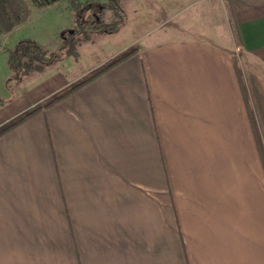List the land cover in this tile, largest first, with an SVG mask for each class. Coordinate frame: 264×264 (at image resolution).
Listing matches in <instances>:
<instances>
[{"label":"crops","instance_id":"obj_1","mask_svg":"<svg viewBox=\"0 0 264 264\" xmlns=\"http://www.w3.org/2000/svg\"><path fill=\"white\" fill-rule=\"evenodd\" d=\"M223 5L264 74V0ZM188 32L0 100V264H264V86Z\"/></svg>","mask_w":264,"mask_h":264},{"label":"rangeland","instance_id":"obj_2","mask_svg":"<svg viewBox=\"0 0 264 264\" xmlns=\"http://www.w3.org/2000/svg\"><path fill=\"white\" fill-rule=\"evenodd\" d=\"M80 2L84 0H78ZM103 2L105 0H98ZM224 0H116L119 13L124 16V22L114 33L76 32V12L70 0H60L52 6L37 8L27 0L30 14L28 19L4 35L0 44L14 46L19 40L28 38L35 40L48 53L60 51L67 33H72L75 40V56H61L53 65L40 72L24 76L20 81L8 76L5 66L0 70V100L5 101L21 93L30 82L33 84L47 74L57 72L66 75L71 85L101 71L116 61L128 48L140 43L145 35L198 33L216 45L226 48L236 57L243 71L245 82H261L264 86V74L256 60L243 55L238 49L235 34L229 28ZM98 12H81L80 16L96 15ZM114 19L112 11L107 22ZM198 31V32H197ZM235 36V37H234ZM132 45V46H131ZM125 49H128L125 51ZM11 73V71H10ZM50 73V74H49ZM11 76V75H10ZM28 77V78H27ZM260 83V84H261ZM70 86H68L69 88ZM23 114V113H22ZM21 114V115H22ZM20 116L13 117L14 121ZM9 123L8 121L5 123ZM261 135H264V125L260 123ZM264 139V137H262ZM262 151L264 145L262 140Z\"/></svg>","mask_w":264,"mask_h":264},{"label":"trees","instance_id":"obj_3","mask_svg":"<svg viewBox=\"0 0 264 264\" xmlns=\"http://www.w3.org/2000/svg\"><path fill=\"white\" fill-rule=\"evenodd\" d=\"M60 0H30L31 4L37 8L52 6ZM74 11L76 12V28L75 33L84 32V37L87 39L88 32L94 33H114L124 22V16L119 13V8L116 0H70ZM230 0H228L229 5ZM229 8V6H228ZM98 12L95 16L90 15L82 18L81 12ZM112 11L114 19L107 22L110 12ZM30 14V8L27 0H0V34H5L11 31L15 26L24 23ZM60 51L48 53L35 40L24 38L19 40L12 49L8 50L7 65L11 71V77L16 81H20L24 76H28L33 72H40L46 67L53 65L61 56H75V40L72 33H67ZM237 38V33L235 32ZM131 53L117 59L113 63L106 66L100 72L108 70L120 63ZM92 78V77H91ZM90 78V79H91ZM87 81H83L74 85L67 93L74 92L82 87ZM32 114V113H31ZM29 116V115H28Z\"/></svg>","mask_w":264,"mask_h":264}]
</instances>
